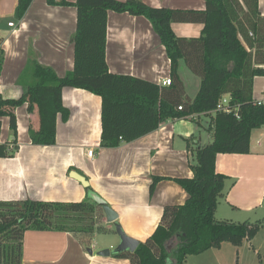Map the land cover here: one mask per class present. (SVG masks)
Here are the masks:
<instances>
[{"label":"trees","instance_id":"obj_1","mask_svg":"<svg viewBox=\"0 0 264 264\" xmlns=\"http://www.w3.org/2000/svg\"><path fill=\"white\" fill-rule=\"evenodd\" d=\"M33 1L18 0L14 14L18 21L23 20ZM47 2L77 9L74 69L60 77L53 68L29 59L19 81L26 85L23 96L18 100L0 99V118L10 119L12 131V141L6 143L1 142L0 131V158H9L19 149L16 110L23 105L28 106L29 114L38 109L40 127L29 129L32 143L56 144L58 116L64 122L70 117L63 104L66 87L101 98V147L105 149L145 137L166 120L210 117L213 141L194 151L196 163L190 165L193 177H153L151 196L160 182L173 181L187 192L186 202L165 206L156 230L134 253L112 255L130 264H185L189 257L218 249L223 243L239 247L253 240L261 221L252 224L216 219L229 179L217 171L216 163L219 154H248L252 131L264 126V105L253 97L255 78L264 77V16L259 0H206L204 10L154 8L142 0ZM111 11L144 17L151 23L170 60L171 86L110 71L106 50ZM173 24H202L203 30L199 37L188 39L177 36ZM4 58L0 48V73ZM181 61L201 80L194 99L186 95L180 79ZM28 74L30 82H23ZM227 95L235 110L214 116L219 100ZM86 190L87 199L79 203L0 201V264L22 263L24 238L29 231L89 235L105 231L95 220L96 210L103 208L91 198V187Z\"/></svg>","mask_w":264,"mask_h":264},{"label":"crops","instance_id":"obj_2","mask_svg":"<svg viewBox=\"0 0 264 264\" xmlns=\"http://www.w3.org/2000/svg\"><path fill=\"white\" fill-rule=\"evenodd\" d=\"M142 1L154 8H206V0ZM17 5L18 0H0V39L5 53L0 99L18 100L23 96L26 85L19 81L29 59L53 68L60 77L74 69L77 9L34 0L23 20L18 21L14 16ZM259 9L264 16V0H259ZM173 30L179 37L197 38L203 25L173 24ZM106 61L114 74L159 85L170 78L166 49L144 17L109 12ZM186 95L189 97L187 90ZM62 96L70 117L64 122L58 116L54 146L34 145L30 139L29 129L40 127L38 109L29 114L27 105L17 108L19 149L9 158H0V201L82 202L88 197L87 188L70 176L77 172L118 213L124 232L145 242L159 225L165 206L182 205L189 197L173 181L160 182L152 196L150 188L153 177H193L190 165L196 163L194 151L209 144L203 145V136H197L201 117L166 120L145 137L105 149L101 147V98L71 87L64 88ZM253 97L258 101L264 98V77L255 78ZM0 131L2 143L12 141L8 117L0 118ZM209 135L208 139L213 141L210 131ZM90 150H94L93 156L88 155ZM216 168L229 178L216 215L223 209L222 221H261L262 226L253 240L239 247L223 243L197 257L212 253L216 264H264V126L252 131L248 154H219ZM222 205L225 207L221 208ZM89 248V243L71 233L29 231L24 238L21 264H130L112 254L95 255L93 247L90 254Z\"/></svg>","mask_w":264,"mask_h":264},{"label":"rangeland","instance_id":"obj_3","mask_svg":"<svg viewBox=\"0 0 264 264\" xmlns=\"http://www.w3.org/2000/svg\"><path fill=\"white\" fill-rule=\"evenodd\" d=\"M182 63H184L185 66L182 65ZM181 67H186L185 69H187V66L185 64L184 61H181ZM31 76L30 74H28V76L24 77L23 82H28V77ZM201 125H198V129H197V136L199 137L200 135L203 136V145H206L208 143H210V141H212V139H208L209 135V122L211 121L210 117H205V116H201L200 120ZM221 201V200H220ZM225 207V205H222L221 208ZM222 210L219 214L216 215V219L221 221V217L222 215ZM95 220L98 222L97 225L100 228H105V231H99L97 230L93 235H89V234H74L75 238H80L82 240H84L86 243H89L90 248L89 249H93L94 248V253L95 255L99 254L102 249H108L111 248V246H113L114 248L118 247L119 244L121 243V239L120 236L118 235V233L116 232V227L114 224H110L106 221V216L104 214V211L102 209H97L95 212ZM119 223V222H118ZM120 224V223H119ZM175 244V242L171 243V247H173ZM231 248L232 245H228ZM93 247V248H91ZM170 247V248H171ZM115 248V249H116ZM89 253V251H88ZM212 253H208L207 255L201 256V257H190L189 258V263L188 264H216L215 260L213 259V257H211ZM226 258L231 259L230 256H227ZM225 258V259H226ZM221 264L225 263V262H219Z\"/></svg>","mask_w":264,"mask_h":264},{"label":"water","instance_id":"obj_4","mask_svg":"<svg viewBox=\"0 0 264 264\" xmlns=\"http://www.w3.org/2000/svg\"><path fill=\"white\" fill-rule=\"evenodd\" d=\"M182 65L185 66L184 63H182ZM185 68L186 67H181V69H179V76L188 92L189 97L191 99H194L198 93L201 80L197 78H193L194 77L193 73L188 68L187 69ZM70 176L71 178L80 182L85 188H88L90 186L89 181L81 174L77 172H71ZM91 198L95 203H97L103 208L104 214L106 216V221L110 224L115 225L116 232L118 233L121 239V243L116 249L112 251L109 249L103 250L99 253V255L102 257H109L113 253H122V252L134 253L137 250L140 242L134 238H131L124 232L123 228L118 223V219H119L118 213L111 206H109L107 202L99 195L93 193L91 195ZM89 253L92 254L93 251L89 249Z\"/></svg>","mask_w":264,"mask_h":264},{"label":"built area","instance_id":"obj_5","mask_svg":"<svg viewBox=\"0 0 264 264\" xmlns=\"http://www.w3.org/2000/svg\"><path fill=\"white\" fill-rule=\"evenodd\" d=\"M10 27H14V24L13 23H10L9 24ZM0 48H1V45H0ZM172 84V81H171V78H167V79H164L160 82V86H163V87H167V86H171ZM258 101V100H257ZM259 104L261 105H264V98L262 100H259L258 101ZM179 110H182V107L179 108ZM235 110L234 106L231 104V98L230 96H223L217 106H216V109L212 112V114L216 115L218 113H225V114H231L233 111ZM192 117H198V115H194ZM88 155L89 156H93L94 155V150H90L88 152Z\"/></svg>","mask_w":264,"mask_h":264}]
</instances>
